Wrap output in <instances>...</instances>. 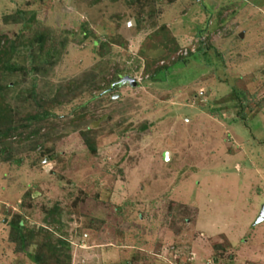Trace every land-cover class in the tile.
I'll use <instances>...</instances> for the list:
<instances>
[{
  "label": "rangeland",
  "instance_id": "obj_1",
  "mask_svg": "<svg viewBox=\"0 0 264 264\" xmlns=\"http://www.w3.org/2000/svg\"><path fill=\"white\" fill-rule=\"evenodd\" d=\"M0 36V264H264V0H0Z\"/></svg>",
  "mask_w": 264,
  "mask_h": 264
},
{
  "label": "trees",
  "instance_id": "obj_2",
  "mask_svg": "<svg viewBox=\"0 0 264 264\" xmlns=\"http://www.w3.org/2000/svg\"><path fill=\"white\" fill-rule=\"evenodd\" d=\"M1 39H5L4 37H1L0 36V41H1ZM42 41H43V39H42V37H40L39 38V41H38V44H41L42 43ZM41 42V43H40ZM3 47L5 48V49H8L9 50V52L11 51L12 53L13 52H16V53H18V52H20L19 50H18V48H16L15 47V43L14 42H7L6 44H4L3 45ZM199 51L201 52L200 54H202V55H207V51H206V49L205 50H203V49H199L198 50V52H196V54H199ZM196 54H192V56L194 57ZM28 58L29 59H31L32 58V55H29L28 56ZM32 60V59H31ZM180 62H181V64H184V62L182 61V60H180ZM176 63H179V61H177ZM173 64H175V63H173ZM172 64V65H173ZM171 66V65H170ZM169 66V67H170ZM168 67V68H169ZM168 68H166V67H164L162 70H158V71H156L155 73H154V78H152V79H155V78H159V79H163L164 81H165V78H166V75L168 74V72H169V69ZM16 68L15 67H7L6 68V73H8V74H11L14 70H15ZM37 72V68L36 67H30L29 68V71H28V73H30V75L31 74H34V73H36ZM120 75L118 74L117 75V78L119 77ZM156 76V77H155ZM13 85V84H12ZM35 86H31V88H30V90L28 91L29 93H30V97H33L34 98V96L36 95V92H35ZM1 92L2 91H0V95H1ZM9 107H8V105L5 103H3V102H0V117L1 116H4L3 117V119H6L7 118V114H9ZM4 114V115H3ZM7 115V116H6ZM6 116V117H5ZM46 116L44 115V116H33V117H31L30 118V120H38V119H44ZM1 119L2 118H0V121H1ZM3 125H5L4 123L3 124H1L0 123V127L2 126L3 127ZM5 129V128H4ZM9 130H11V129H9ZM12 130H14V129H12ZM6 132H7V130L5 131V130H1L0 131V138H2V137H6ZM22 228H23V224H22V222L21 221H18L17 222V224L16 225H11V229L12 230H14L15 232H16V234L19 236V239L21 240V242H23V239H25V236L23 235V233H22ZM32 238V237H31ZM43 246H46L47 247V249L46 250H43V252H40L38 255H37V257H34V256H29V258H30V260L34 263V264H52L53 263V261L54 260H57V259H55V255H56V249H55V246H51L50 244H44ZM52 261V262H51ZM50 262V263H49ZM58 263V262H57Z\"/></svg>",
  "mask_w": 264,
  "mask_h": 264
},
{
  "label": "water",
  "instance_id": "obj_3",
  "mask_svg": "<svg viewBox=\"0 0 264 264\" xmlns=\"http://www.w3.org/2000/svg\"><path fill=\"white\" fill-rule=\"evenodd\" d=\"M239 37L242 38V34H240ZM125 82H128V84H130V86H136V80L133 78H130L129 76H124V77L120 78L119 83H125ZM167 158H168V156H167ZM262 220H264V205L262 206V209H261V212H260L259 217L257 219V222H261Z\"/></svg>",
  "mask_w": 264,
  "mask_h": 264
}]
</instances>
